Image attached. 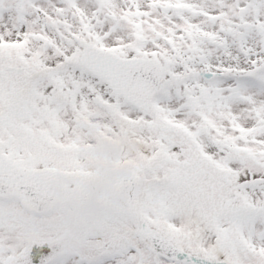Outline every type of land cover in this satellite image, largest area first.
<instances>
[{
  "label": "snow or ice",
  "instance_id": "6c2138e0",
  "mask_svg": "<svg viewBox=\"0 0 264 264\" xmlns=\"http://www.w3.org/2000/svg\"><path fill=\"white\" fill-rule=\"evenodd\" d=\"M0 264H264V0H0Z\"/></svg>",
  "mask_w": 264,
  "mask_h": 264
}]
</instances>
